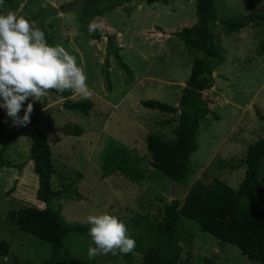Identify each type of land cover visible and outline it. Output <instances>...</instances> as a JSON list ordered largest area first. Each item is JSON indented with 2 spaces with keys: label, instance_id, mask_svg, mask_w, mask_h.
Instances as JSON below:
<instances>
[{
  "label": "rangeland",
  "instance_id": "374dc122",
  "mask_svg": "<svg viewBox=\"0 0 264 264\" xmlns=\"http://www.w3.org/2000/svg\"><path fill=\"white\" fill-rule=\"evenodd\" d=\"M74 0H5L8 11L24 16L45 32L52 46L61 45L76 57L92 92L84 99L72 94L63 100L51 92L33 103L47 126L82 130L80 137L62 136L44 129L53 163L50 184L58 192L64 225L88 224L89 215L107 213L122 221L136 247L155 241L162 206L172 199L180 203L194 183L213 186L224 183L235 189L242 180L240 161L248 145L264 138V25L255 24L224 35L222 19L264 11V0H215L216 21L210 25L218 48V61L211 73L212 86L202 92L215 114L200 118L195 137L196 150L188 159V172L180 184L172 183L149 166L145 151L148 135L173 139L178 113L165 114L141 107L142 100H156L178 106L183 83L194 53L187 51L176 36L182 27L195 22L194 0H130L110 13L93 18L113 39L114 47L129 74L106 54V39L94 41L76 20L75 12L60 13L61 4ZM79 4L72 7L77 10ZM107 71L110 92L104 79ZM91 102L82 115L62 107L64 101ZM26 104L24 107L26 108ZM23 116V111L20 113ZM0 117H7L0 109ZM30 125V124H29ZM30 126L11 129L0 126V240L8 243V256L0 264H41L49 247L17 230L7 221L8 211L27 207L42 209L35 200L36 178L28 160ZM112 139L124 150L127 167L142 175L141 180L116 171L102 172L103 159ZM89 225V224H88ZM87 233H69L65 241L68 264H139L136 253H109L89 259ZM136 249V248H135ZM165 253L177 264H259L248 261L234 246L219 244L192 221L180 217Z\"/></svg>",
  "mask_w": 264,
  "mask_h": 264
},
{
  "label": "trees",
  "instance_id": "16d2710c",
  "mask_svg": "<svg viewBox=\"0 0 264 264\" xmlns=\"http://www.w3.org/2000/svg\"><path fill=\"white\" fill-rule=\"evenodd\" d=\"M130 0H74L61 4L54 13L75 12L79 22V30H84L94 41L106 39V54H111L119 68L129 74V70L122 63L113 39L103 32L89 34L88 25L95 17L110 13L114 8L128 3ZM79 4L77 10L73 6ZM4 7V6H3ZM0 8V14L3 12ZM195 22L189 27H182L176 36L187 51L194 53L189 68V74L181 88L178 106L175 108L156 100H142V108L165 114L178 113L177 123L172 130L173 139L163 140L156 135H148L145 139V151L148 154L149 166L172 183L180 185L187 176L188 159L196 150L195 137L201 117L210 115L215 117L207 103L202 98V92L211 88V73L218 61V48L214 43L210 25L216 21L215 0H194ZM224 35L238 32L250 25H264V11L249 12L232 19L220 20ZM81 31V30H80ZM47 43L50 40L45 36ZM263 44L258 43V55L263 53ZM106 91L110 92L107 71L104 75ZM55 96L66 100L73 93L65 91L59 93L50 91ZM87 100L79 102L64 101L62 107L70 112L86 115L91 108ZM260 120L264 118L256 112ZM11 119L0 117V126L11 129ZM28 160L31 162L32 173L36 178L37 188L35 200L43 205L42 209L27 207L7 212V221L23 233L45 243L49 247V255L41 264H68L65 241L69 233H87L90 225H64L60 215V205L56 203L58 192L53 191L50 178L53 175V163L47 144L44 129L59 133L62 136L80 137L82 130L78 126L72 128L45 125L39 117V112L33 116L30 123ZM27 126V127H28ZM108 151L102 155V172L116 171L126 178L141 180L140 173H134L127 167L124 150L116 146L110 139L106 143ZM243 177L237 188L233 189L224 183L204 186L194 183L180 203L172 199L161 209L162 219L157 224L155 241L149 247L137 246L135 252L141 256L139 264H177L165 253V247L172 236L173 230L179 224L180 217L194 222L199 229L213 237L219 244L234 246L248 261L264 264V138L257 139L247 146L244 157L240 161ZM8 243L0 240V257L8 256Z\"/></svg>",
  "mask_w": 264,
  "mask_h": 264
},
{
  "label": "clouds",
  "instance_id": "9594fccd",
  "mask_svg": "<svg viewBox=\"0 0 264 264\" xmlns=\"http://www.w3.org/2000/svg\"><path fill=\"white\" fill-rule=\"evenodd\" d=\"M4 3L0 0V8ZM98 31L103 32V24L94 19L88 32ZM51 90L71 91L84 99L92 95L86 73L75 56L61 45L50 46L45 32L34 21L12 11L0 14V109L11 119V126L27 127L34 111L33 103L28 101L41 102ZM87 223L89 259L135 251L136 241L116 216L89 215Z\"/></svg>",
  "mask_w": 264,
  "mask_h": 264
}]
</instances>
